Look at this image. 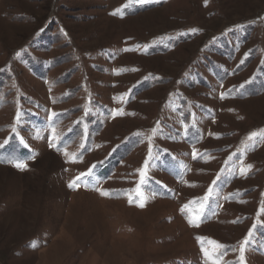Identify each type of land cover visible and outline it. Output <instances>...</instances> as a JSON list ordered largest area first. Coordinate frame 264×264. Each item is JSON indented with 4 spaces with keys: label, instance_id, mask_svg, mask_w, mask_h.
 I'll return each mask as SVG.
<instances>
[{
    "label": "rangeland",
    "instance_id": "374dc122",
    "mask_svg": "<svg viewBox=\"0 0 264 264\" xmlns=\"http://www.w3.org/2000/svg\"><path fill=\"white\" fill-rule=\"evenodd\" d=\"M0 264H264V0H0Z\"/></svg>",
    "mask_w": 264,
    "mask_h": 264
},
{
    "label": "snow or ice",
    "instance_id": "6c2138e0",
    "mask_svg": "<svg viewBox=\"0 0 264 264\" xmlns=\"http://www.w3.org/2000/svg\"><path fill=\"white\" fill-rule=\"evenodd\" d=\"M112 14H113V15H116L117 13L114 12V13H112ZM194 31H195V30H194ZM17 56H19V53H17ZM252 135H255V134H250L249 139L252 138ZM14 166L17 167V168H20L21 170H23L24 167H26V165H23L22 163H19V162L15 163ZM249 167H250V166H249ZM90 174H91V170H89L88 175H90ZM81 175L83 176V175H85V174H81ZM79 179H80V177H76L72 182H70L69 187H76V186H77V183H76V182H77ZM135 191L137 192V195H138V196L143 197V193H141L139 189H136ZM100 194H101V195H108V193H106V192H104V191H102V190L100 191ZM130 202H131V198H130ZM139 206L142 207V206H143V203H141ZM189 223H190L191 226H198V224H193L191 221H189ZM216 247L219 248L220 245L217 244ZM202 251L205 252V257H206V259H208V258H209V253H208L206 250H204V249H202Z\"/></svg>",
    "mask_w": 264,
    "mask_h": 264
}]
</instances>
